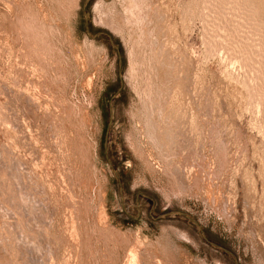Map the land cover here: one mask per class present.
<instances>
[{
  "label": "rangeland",
  "instance_id": "1",
  "mask_svg": "<svg viewBox=\"0 0 264 264\" xmlns=\"http://www.w3.org/2000/svg\"><path fill=\"white\" fill-rule=\"evenodd\" d=\"M0 264H264V0H0Z\"/></svg>",
  "mask_w": 264,
  "mask_h": 264
},
{
  "label": "bare ground",
  "instance_id": "2",
  "mask_svg": "<svg viewBox=\"0 0 264 264\" xmlns=\"http://www.w3.org/2000/svg\"><path fill=\"white\" fill-rule=\"evenodd\" d=\"M137 3V2H136ZM136 6V5H135ZM136 8H138V10L140 9L139 7H136ZM101 9V8H100ZM105 10V9H104ZM103 10V11H104ZM137 10V11H138ZM142 10V9H141ZM101 11V10H100ZM106 11V10H105ZM104 11V12H105ZM111 13V12H110ZM134 13H135V11H134ZM104 16H103V18H102V16H101V19H102V22H103V24L105 25V26H107V27H109L111 30H113V31H115V32H121V29H120V27H117L115 24H114V22H113V20H112V14H111V16L110 15H107V14H103ZM146 15V14H145ZM144 15V16H145ZM146 17V16H145ZM113 18H114V14H113ZM156 44V43H155ZM155 109H156V107H155ZM161 112V111H160ZM159 113V112H158ZM152 114H153V111H152ZM151 115H149L148 116V119H147V126H148V128L149 129H151V131H152V135L154 134V130H155V128H156V124L154 123V120H152V117H150ZM173 117V116H172ZM164 123V122H163ZM168 125V124H167ZM160 127V126H159ZM162 128V127H161ZM165 129V128H164ZM150 131V130H149ZM179 131V130H178ZM149 133V132H148ZM159 134V133H158ZM151 135V134H150ZM150 135H148V136H150ZM163 135V134H162ZM157 136H159V135H157ZM161 136V135H160ZM151 137V136H150ZM154 137V136H153ZM153 137H152V139H153ZM168 137V136H167ZM166 137V138H167ZM163 138V137H162ZM169 138V137H168ZM151 139V138H150ZM173 139V138H172ZM156 140H157V138H156ZM158 142V141H157Z\"/></svg>",
  "mask_w": 264,
  "mask_h": 264
},
{
  "label": "flooded vegetation",
  "instance_id": "3",
  "mask_svg": "<svg viewBox=\"0 0 264 264\" xmlns=\"http://www.w3.org/2000/svg\"><path fill=\"white\" fill-rule=\"evenodd\" d=\"M93 25H94V24H92V22L89 23V27H93ZM106 27H107V26H106ZM108 28H109V27H108ZM110 30H111V29H110ZM111 91H112V86H111V84H108V85H107V88H106V90H105V93L108 94V95H110Z\"/></svg>",
  "mask_w": 264,
  "mask_h": 264
}]
</instances>
